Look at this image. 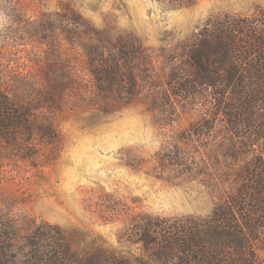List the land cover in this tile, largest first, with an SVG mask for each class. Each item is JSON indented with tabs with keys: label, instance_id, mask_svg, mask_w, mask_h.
<instances>
[{
	"label": "rangeland",
	"instance_id": "rangeland-1",
	"mask_svg": "<svg viewBox=\"0 0 264 264\" xmlns=\"http://www.w3.org/2000/svg\"><path fill=\"white\" fill-rule=\"evenodd\" d=\"M259 10L264 0H0V93L31 118L29 132L0 144V216L15 222L17 246L47 223L80 256L133 259L143 251L129 228L142 218L209 215L242 162L223 158L220 137L190 136L205 100L175 98L173 79L189 75L208 19ZM121 46L136 53L134 93L102 94L88 52ZM177 148L186 167L174 163ZM257 255L264 264V242Z\"/></svg>",
	"mask_w": 264,
	"mask_h": 264
},
{
	"label": "trees",
	"instance_id": "trees-1",
	"mask_svg": "<svg viewBox=\"0 0 264 264\" xmlns=\"http://www.w3.org/2000/svg\"><path fill=\"white\" fill-rule=\"evenodd\" d=\"M88 53L90 73L102 94L118 88L134 93L132 47L121 46L106 57L97 48ZM187 60L190 73L185 78L176 70L173 96L194 104L205 100V114L190 136L220 137L223 158L242 162L234 190L203 218L144 217L134 223L129 242L141 245L143 254L133 259L109 251L80 256L63 230L47 223L34 226L18 247L15 222L0 216V264H258L264 242V10L250 17L208 19ZM30 122L27 111L14 108L0 93V144L16 142L22 130L29 132ZM174 163L186 167L178 148Z\"/></svg>",
	"mask_w": 264,
	"mask_h": 264
}]
</instances>
